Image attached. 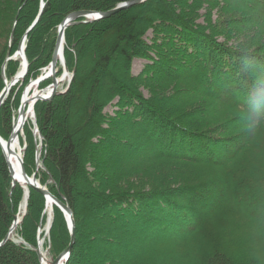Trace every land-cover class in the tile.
Here are the masks:
<instances>
[{
	"label": "trees",
	"instance_id": "obj_1",
	"mask_svg": "<svg viewBox=\"0 0 264 264\" xmlns=\"http://www.w3.org/2000/svg\"><path fill=\"white\" fill-rule=\"evenodd\" d=\"M130 1L45 0L27 38L23 87L0 109L4 140L13 132L23 88L52 62L67 16L105 13ZM40 7L41 0H0V94L8 52H17ZM95 36L94 68L83 77V59ZM65 39L71 86L51 102H38L35 113L46 169H39L37 178L54 197L64 198L74 215L76 239L67 264H264V237L250 227L264 225V0H149L106 20L71 26ZM138 59L147 64L134 75ZM118 62L116 71L112 66ZM20 68V60L8 62L7 80ZM107 74L112 85L104 88ZM109 106L113 114L106 113ZM135 132L139 142L150 144L141 162L125 151L139 143ZM25 136L24 167L32 176L39 140L31 128ZM124 159L132 162L116 166ZM79 180L88 191L82 211ZM12 181L0 146V243L24 195ZM29 191L26 215L15 232L22 244L8 241L0 249V264H41L37 234L46 201ZM226 194L254 210L226 207L221 219L204 217L203 210L216 208ZM89 216L95 221L87 227L83 221ZM124 233L140 240L178 238L173 248L163 240L124 259L121 249L136 246L123 241ZM70 242L65 216L55 207L50 256L57 258Z\"/></svg>",
	"mask_w": 264,
	"mask_h": 264
},
{
	"label": "water",
	"instance_id": "obj_2",
	"mask_svg": "<svg viewBox=\"0 0 264 264\" xmlns=\"http://www.w3.org/2000/svg\"><path fill=\"white\" fill-rule=\"evenodd\" d=\"M148 1L149 0H132L130 2L124 3V4L120 5V6H118L117 8H115V9H113L111 11L105 12V13L79 11V12H75V13L70 14L62 22V24L59 27V31H58V37H57V41H56V46H55L52 62L50 64V66H49L51 68L50 75L52 76V92H51V94L48 97H42L41 95H39V96H37V97H35L33 99L34 100V105H33L32 111H33L34 114H33V119L32 120H33V125L35 127L34 134L39 136V140L41 142L40 143L41 145H43L44 138H43V135L41 134V132L39 131V129L37 128V118H36V114H35V105L38 102H40V101L51 102V101H53V99L55 97L66 93L68 91V89L70 88L72 80H73V77H74V73L73 74L69 73V69H68V67H67V65H66V63L64 61V63H65V71H66V73H68L67 75H70V80H69L68 88H67L66 92L61 93V92L58 91L59 90V82L57 81L55 75H56V72H57L56 68H57V65H58V56H59V54H61V46L63 45V43H65L66 30L69 27L77 25V24H80V23L89 24L91 22H96V21H102V20L109 19V18L121 13L124 10L133 8V7L138 6V5H141V4L146 3ZM45 5H46L45 0H41L40 13H39L38 17L36 18V20L34 21V23L32 24V26L25 33L23 39L21 40V42L19 44L17 53L14 56H11V51L9 50V52H8L7 59H6V62L4 64L3 71H2V76H3V79L5 81V88L2 91V93L0 94V109L3 106V104L5 103L6 99L8 98V96H9V94L11 92V89L17 83H19L20 81L24 80V78L26 77V75L28 73L29 64H28V61H27V58H26L27 38H28L29 33L39 23L40 18H41L42 13H43V10L45 8ZM80 19H86V21L80 22L79 21ZM15 25H16V22H15ZM13 40H14V27H13V30H12V33H11V38H10V44L11 45L13 43ZM62 55H63V53H62ZM18 58H20L23 61L22 67L25 68L24 72H23L22 75H17L11 83H8V81H7L6 77H5L6 64H7V62L12 61V60H16ZM45 81H46V78H42L39 81H37L35 85L39 86L41 83H43ZM41 92H43V91H41ZM29 112H30L29 110L26 111V103H25L24 100H22L21 107H20V110H19V116L23 119V125L21 126V130L24 129L25 123L27 121V114ZM14 128H15V125L13 126V132H12L10 138L7 141L4 140L0 136V146H1L2 150H3L4 155H5V158H6L9 170H10V174H11V177H12V180H13L12 181L13 182L12 186L13 187L16 186V179L21 180L22 182H24L27 185V187H29V189H33V190L39 192L41 195H43L45 197L47 203L49 201H52L53 206L58 207L64 213V215H65V217L67 219V223H68L70 234H71V242H70L69 247L63 253H61L56 259H52L49 262V264H67L68 260L70 258V255L72 253L73 247L75 245V239H76V237H75V221H74L73 212H72L71 208L69 207V205L65 202L64 198H62L63 201L57 199L56 197H54L46 189V187H43V186L40 185V183H39V181L37 179V173L33 174L31 177L26 173L25 168H24L23 159H21V174L18 177L16 176L15 171L13 170V167L11 166L10 159L8 157V150H11V144H12V142L15 139L18 138V133L20 132V131L19 132H15ZM40 156H41V149H40L39 152H37V155H36L37 168L40 167L41 169L46 170L45 167H44V164L43 163H41V164L39 163ZM49 182L50 183L53 182V178L51 176H49ZM44 215H45V212H44ZM21 222H22V218H21V220H19L18 216L16 215L14 217V223H13L11 229H10L9 234L0 243V249L8 241L12 240L11 237H12L13 233L16 231V229L18 228V226H19V224ZM51 226H52V219H50V222L48 224V231H50ZM40 238L41 237H39V239ZM36 252L38 254L39 259L42 261L44 259V257H43V254H42V251H41V248H40L39 245H38V248H37Z\"/></svg>",
	"mask_w": 264,
	"mask_h": 264
},
{
	"label": "rangeland",
	"instance_id": "obj_3",
	"mask_svg": "<svg viewBox=\"0 0 264 264\" xmlns=\"http://www.w3.org/2000/svg\"><path fill=\"white\" fill-rule=\"evenodd\" d=\"M151 35L149 34V37H150ZM97 38V39H96ZM95 44H91L90 45V51H89V53H88V55H87V58L86 59H83V68H82V71H81V75L83 76V77H89V74H90V71L94 68V63H93V56H94V50H95V47H96V45H97V43H98V41H99V38H98V36H95ZM147 64V62L146 61H144V60H141V59H138V60H135V62H134V66H133V73H134V75H137V74H139L140 72H142V70H143V68H144V66ZM113 69H115L116 71H118V69L121 67V63L120 62H118L117 64H113ZM44 70H46V69H44ZM43 70V71H44ZM111 75H109V74H107V75H105L102 79H101V83H102V86L104 87V88H107V87H109V86H111L112 84H111ZM24 81V80H23ZM34 80H32V81H30V83L26 86V87H24L23 88V94H22V97H21V103H22V100H23V96H24V94H25V92L30 88V85H31V83L33 82ZM18 86H16V89H15V91L13 92H11L10 94L12 95V96H15L21 89H22V87H23V84H17ZM50 84H47V86H49ZM47 86H44L43 88H39L38 89V91L39 92H41V91H43V90H45L46 89V87ZM21 88V89H20ZM67 88H68V83H64L63 85H61L60 87H59V92H61V93H64V92H66L67 91ZM34 92V90L32 91V93ZM189 93V92H188ZM147 94V93H146ZM182 94L183 95H185L186 94V92L185 91H183L182 92ZM10 96V95H9ZM9 96H8V98H9ZM7 98V99H8ZM115 103V102H114ZM113 103V104H114ZM111 106V105H110ZM108 107V109L106 110V113H109V114H113L114 113V111H115V109L114 108H112V107ZM20 107H21V105H20ZM20 107H19V109L15 112V116H14V121H15V119H17V117H19L18 115H19V110H20ZM58 110H57V113L59 114V113H61L60 111V107H58L57 108ZM238 121V120H237ZM58 121H57V118H55V121L53 122V127H52V129H57V125H58V123H57ZM240 122V121H239ZM72 125H73V123H72ZM25 128H31V129H33L34 128V125H33V120H30V119H28L27 120V123L25 124V126H24V129H23V132H22V136H21V144H22V150H23V162H24V159H25V150H26V136H25ZM138 132H135L134 134H135V137H134V141L135 142H139V140L137 139L138 137H136L137 135H139V134H137ZM126 134H128V133H126ZM137 134V135H136ZM129 135V134H128ZM150 146V144H149V142L148 141H146V140H143V142H139L138 144H137V150L133 147V146H130V147H128L127 149H125V151H126V153H129L130 155H132L133 156V158H134V160H137V161H142L143 159L145 160V159H147V155H145V150H147V148ZM115 151H120V148H118V147H116V149H115ZM86 153V152H85ZM102 153H104V152H102ZM201 154V153H200ZM207 156V155H206ZM208 156H210V154H208ZM137 157V158H136ZM149 158V157H148ZM143 160V161H144ZM126 162H128V163H126ZM132 161L130 160V159H124V160H121V161H119L118 163H117V165L116 166H118L119 168H121V167H124V166H126L125 165V163L128 165V164H130ZM204 162H206L207 163V161H204ZM109 165V164H108ZM108 165H107V167H108ZM38 173V172H37ZM35 174V173H34ZM105 174H107V175H104L105 177L106 176H108V174H109V172H107V173H105ZM84 181H82V180H79V182H78V186H77V192H78V194H79V199H80V206L82 207V208H80L81 209V211L84 209V205H86V206H88V204H87V202H86V200L84 199L85 198V196H87V194H88V191H86V189H85V187L83 186L84 184ZM229 184V183H228ZM20 187V186H19ZM21 189H23L22 187H20ZM230 188L232 189L233 187H232V185H230ZM234 189V188H233ZM220 196V198L222 197L221 195H219ZM84 199V200H83ZM222 199V201H221V203H219L218 205H217V207L216 208H212L211 210H207V209H204L203 210V212H204V217H207V216H210V215H213V214H215V215H217V217H218V215H219V219H221L220 217H222V212L224 213V210H225V208L226 207H228V208H230L229 210L231 211H233V210H237V209H240L242 212H245V213H249V214H251V212L254 210L253 208H252V206H248V205H246L247 203H248V201H244V203L240 200H236L237 198L235 197V195H233V194H229V195H225L224 196V198L222 197L221 198ZM227 203H228V205H227ZM237 205H240V208H238V206ZM263 207H264V205H263ZM44 212H45V215H46V208H45V210H44ZM217 212H218V214H217ZM260 213V212H259ZM262 213H263V211H262ZM17 215H18V211H17ZM25 217V215L22 217V220H23V218ZM250 218H252L253 216H249ZM51 219H52V224H53V214H51ZM213 219V218H212ZM215 219V218H214ZM213 219V220H214ZM227 219V218H226ZM47 221H48V218H46L45 219V221H44V225H45V227L47 226ZM93 221H95V218L94 217H92V216H89V217H86L85 218V220L83 221L84 222V225L85 226H87V227H89V226H92L94 223H93ZM207 221H211V219H209V220H207ZM104 222H106V224H107V219L106 220H104ZM109 222V221H108ZM111 222V221H110ZM22 223V222H21ZM112 224H113V222H112ZM18 227H20V225L18 226ZM250 227L251 228H255L256 230H258V232H259V236L258 237H260V238H262V237H264V225H260V224H256V223H254V222H252L251 224H250ZM52 228V227H51ZM43 230V229H42ZM51 231V230H50ZM16 232V231H15ZM15 232L13 233V235H12V237H11V239L13 240V241H15V242H19V240H18V237L15 235ZM38 232H39V229H38ZM45 234V233H44ZM123 238L122 239H125V240H123V241H127V238L130 240V241H134L135 242V244H136V246L134 245V250H128V249H121V255H123V257L122 258H127V257H129V256H134V255H140L141 253V250L142 249H145V248H150L151 249V245H153V244H157V243H159L160 241H163V240H166L168 243H169V248H173L172 246H174L173 245V241H177V236L176 235H172V236H170V235H168V236H159V237H157L155 240H151V239H142V240H140V239H138V238H136L135 236H133V234H126V233H124L123 234ZM262 236V237H261ZM120 237V236H119ZM122 237V236H121ZM197 238V237H196ZM43 248L45 247V248H47L48 250L50 249V247H49V245H50V232H47V234H46V236H44L43 235ZM142 241V242H141ZM45 245V246H44ZM98 247H101L102 249H104L105 247H103L102 245H98ZM47 249H46V251H47ZM150 249H149V251H150ZM147 252V251H146ZM87 264H89V263H87Z\"/></svg>",
	"mask_w": 264,
	"mask_h": 264
},
{
	"label": "bare ground",
	"instance_id": "obj_4",
	"mask_svg": "<svg viewBox=\"0 0 264 264\" xmlns=\"http://www.w3.org/2000/svg\"><path fill=\"white\" fill-rule=\"evenodd\" d=\"M64 51H65V43H63V45L61 46V54H59L58 56V65L56 68L57 72L55 75L57 81L59 82V87L63 85L64 83H69V80H70V75H67L68 73H66L65 71L66 62L64 63L65 61ZM24 69H25L24 67H21L18 72L19 73L18 75H22L24 72ZM45 69L46 70L43 71V73L32 82L33 84L30 86V88L27 90V93L23 97V100L26 103V111L27 110L30 111L27 114V120L33 119V114H34L32 111V108L34 105L33 99L39 95H41L42 97H48L52 92V85L47 86L46 89L43 90V92H39L38 86L35 85L36 82L42 78H46L45 82L52 81V76L50 75L51 68L48 66ZM33 90L34 92L32 93ZM14 125H15L14 131L15 132L20 131V132L18 133V138L12 142L11 150H8V157L10 159L11 166L13 167V170L15 171L16 176L18 177L21 174V159H23V150H22V144H21V136H22L21 133L23 132V130H21V126L23 125V119L20 116L17 117V119H15L14 121ZM40 149L41 147L39 146L38 152L40 151ZM39 163H40V159H39ZM16 185H19L20 187H22L24 191L23 200L20 204V208L18 210V215H17L19 220H21V218L24 216V213L27 210L30 191H29V187H27V185L21 180L16 179ZM52 209H53V203L52 201H49L46 206V217L47 218L51 216L53 212ZM42 247H43V243L41 244V248ZM46 264H49V262H47Z\"/></svg>",
	"mask_w": 264,
	"mask_h": 264
}]
</instances>
